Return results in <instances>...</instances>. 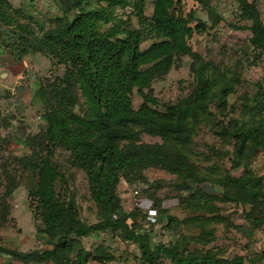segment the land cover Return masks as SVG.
Here are the masks:
<instances>
[{
    "label": "rangeland",
    "instance_id": "obj_1",
    "mask_svg": "<svg viewBox=\"0 0 264 264\" xmlns=\"http://www.w3.org/2000/svg\"><path fill=\"white\" fill-rule=\"evenodd\" d=\"M155 1L182 35L156 28ZM245 3L264 39V0H0V264H145L122 229L96 227L107 216L93 176L109 166L89 145L123 99L185 134L130 124L117 152L135 160L109 188L113 216L178 259L264 264V43L249 40ZM79 30L103 44L139 35L130 92L106 54L75 51ZM186 101L179 120L169 109Z\"/></svg>",
    "mask_w": 264,
    "mask_h": 264
},
{
    "label": "trees",
    "instance_id": "obj_2",
    "mask_svg": "<svg viewBox=\"0 0 264 264\" xmlns=\"http://www.w3.org/2000/svg\"><path fill=\"white\" fill-rule=\"evenodd\" d=\"M173 0H166L167 6L172 5ZM179 3V2H176ZM161 10V9H160ZM159 10V3L155 1L153 5V15H155V26L160 31L169 36L172 40L175 39L176 34L182 35L185 31V27H181L173 22H171L167 17L163 15ZM210 10V9H209ZM239 10V9H238ZM239 17L242 20H249L252 23L251 31L252 37L249 39L252 43L262 44L264 39L259 36H256L254 30V15L255 11L251 4H244V8H240ZM158 24V26H157ZM74 30V29H73ZM76 31V30H74ZM72 45L77 53L85 51L86 53L93 56L92 59H96L99 56V51L107 55V61H111L112 67L116 71V78L114 84L116 88L123 93L130 92L132 87L138 82V65L141 57L140 52V37L135 34L133 31H126L124 37L119 41H110L105 40L104 44L102 43V38L95 36L93 33H87L85 31L79 30L71 38ZM111 45L116 47L115 53H112L114 49L111 50ZM165 54V52H163ZM115 55V57H114ZM126 67L121 69L124 65V58ZM123 58V59H122ZM123 64H122V61ZM94 75V74H93ZM198 85H201V76L197 75ZM205 89V86L201 87ZM200 96L202 92H194V95ZM205 95V94H204ZM203 95V96H204ZM101 99V97H100ZM119 109L117 114L112 115V111L107 112L102 115L100 118V126L104 128L101 133L100 142L102 145L99 146L91 143L89 145L90 153L96 161H100L101 164H106L109 166L108 170L105 173L95 174L93 180L97 186L98 196L104 200L105 211H106V220L105 222L99 224L96 227H101L102 229H111L117 230L122 229L126 239L138 243L140 248V253L145 264H157L159 258L164 256L170 259L172 262H177L179 264H224L219 262L209 256L201 257H189V258H176L172 251L166 249L164 246H157L155 250H151L149 247V241L144 229L138 230V232H131L125 220L122 217L116 219L113 216L114 213V198L109 194V188L112 185H115L120 171L122 168L129 162L133 163L135 160L133 157L125 156L117 152V142L124 139L130 132V124L145 127L149 131L156 130L159 134L163 135L164 132H171L175 135L185 134L177 122L166 119H158L154 113V110L148 108L144 105L139 110L133 112L129 109V102L127 99L119 100ZM189 101L182 102V105H178L169 109L172 114H178L179 120L182 119L185 114L191 109ZM49 136H52L50 131ZM247 140H242L241 144L246 146ZM264 222V220L262 221ZM93 227H88L86 230H73L69 228L66 231V235L74 231L79 234L87 233V230L92 229ZM37 257H44L43 254H34ZM26 257V255H25ZM28 257V256H27ZM245 261L241 257H236L232 260L231 264H244Z\"/></svg>",
    "mask_w": 264,
    "mask_h": 264
}]
</instances>
